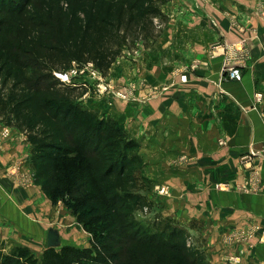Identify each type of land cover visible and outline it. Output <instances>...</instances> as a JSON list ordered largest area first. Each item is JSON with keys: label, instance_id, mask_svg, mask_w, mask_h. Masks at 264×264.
<instances>
[{"label": "crops", "instance_id": "obj_1", "mask_svg": "<svg viewBox=\"0 0 264 264\" xmlns=\"http://www.w3.org/2000/svg\"><path fill=\"white\" fill-rule=\"evenodd\" d=\"M166 7L165 54L146 50L150 59L134 60L131 80L150 85L112 105L91 99L89 108L115 120L138 144L131 154L146 204L136 216L185 229L211 264H228L234 248L228 250L224 239L230 232L257 224L264 234V0H171ZM242 38L252 58L241 80L224 79L223 51L212 57L211 49ZM121 63L111 73L122 71ZM2 127L0 251L24 248L41 257L51 227L59 229L63 245L88 246L90 235L72 209L53 203L41 184L25 188L8 176L10 165L29 161L33 146L16 127L12 138L2 137ZM257 178L260 192L241 190ZM246 253L240 264H264V242Z\"/></svg>", "mask_w": 264, "mask_h": 264}, {"label": "trees", "instance_id": "obj_2", "mask_svg": "<svg viewBox=\"0 0 264 264\" xmlns=\"http://www.w3.org/2000/svg\"><path fill=\"white\" fill-rule=\"evenodd\" d=\"M168 1L0 0V117L32 144L28 162L45 193L64 197L93 239L41 257L0 251V264H211L185 229L136 216L146 204L137 142L111 118L92 121L79 102L85 88L55 74L75 63L108 72L125 48L158 38Z\"/></svg>", "mask_w": 264, "mask_h": 264}, {"label": "built area", "instance_id": "obj_3", "mask_svg": "<svg viewBox=\"0 0 264 264\" xmlns=\"http://www.w3.org/2000/svg\"><path fill=\"white\" fill-rule=\"evenodd\" d=\"M158 27L162 25L159 24L158 20H156ZM223 51L224 59L223 65L221 69V76L224 79H232V80H241L242 79V68L248 66V62L252 58V50L249 46V43L246 38H242L234 43H217L214 44L211 49V56H216V53L219 50ZM94 65L92 63H88L85 68H90ZM95 69V68H94ZM97 70V69H96ZM92 70L89 74L90 77L96 78L99 76V70ZM84 70H80L76 68L74 65L65 72H56L57 78H59L62 82L72 83L73 77L78 74H83ZM181 79L186 81L188 79L187 74H182ZM98 87L100 88L101 93L108 92L112 85L104 80L98 81ZM132 89H118L116 94L118 98H122L125 100H129L133 94L131 93ZM263 95L261 93H257V101L261 99ZM263 123H264V114H261ZM11 135V128H4L2 131V137L9 138ZM221 143L226 144V141L221 140ZM10 175L14 181L18 184L22 185L25 188L33 186L35 174L31 173L27 169V165L25 161H18L11 165L10 167ZM241 190L246 193H258L262 190V186L259 182V179H255L249 184H246L241 187ZM261 227L257 224H251L248 226L238 227L230 232L226 236V245L229 250L234 248L232 254L227 256L228 264H240L244 257L246 256V252L249 250H253L258 243L264 242V234H260ZM191 243V242H190Z\"/></svg>", "mask_w": 264, "mask_h": 264}, {"label": "rangeland", "instance_id": "obj_4", "mask_svg": "<svg viewBox=\"0 0 264 264\" xmlns=\"http://www.w3.org/2000/svg\"><path fill=\"white\" fill-rule=\"evenodd\" d=\"M170 1L171 0H169L166 5H168ZM164 10H165V7H164ZM165 11L168 14L167 7H166V10ZM173 14H175V13L173 12ZM176 16H174V17L176 18ZM167 17H168V19L170 18L169 14L167 15ZM179 21H180L179 19L176 20V26L177 27H180L179 24H178ZM158 29L160 30V33H159V36H158L157 39H154V40L153 39H149L147 42H145V41L144 42H139V43H137V46L132 47L134 49H132V48H125L124 49L122 55L117 59L118 61L117 60L115 61V63L116 62L118 63L119 61H120V63L122 62L120 64V67H121L122 71H119V70L115 71L114 70L113 73H111V69L108 72H106V73H101L99 71L100 72L99 76L96 77V78H92V77H90L89 74H92L91 73L92 70H96L95 66H94L95 69L93 67H90V68L87 69V68H85L87 66V64H77V63L74 64V66L76 68H78L80 70H84L83 71L84 73L83 74H78V75L74 76L73 77V82L70 83V84L79 85V86H82L83 88H85V93L79 99V102L86 107L85 109H87L86 111L89 112L88 114L90 115L92 121H96L97 119H99L100 118V114L98 112L92 111L89 108V105H90L89 102H90L91 99H106L108 101L109 105H112L114 103V99H117L118 98V96L116 94V91L118 89H122V90L132 89V92L131 93L133 94V93H135V91L137 89H139V87L140 88H141V86L142 87L143 86L144 87H147V85H150L146 79L145 80H139L138 82H133L131 80V78L134 76L133 75V71L135 69V61L138 58H140L141 62H142V60L144 62L146 59H150V57L145 53L146 50H147V52L151 50V51H156L157 53L162 54V55L165 54L164 51L166 49L163 48V46H162L163 43H161L160 41H161L164 33L166 32L165 31L166 28L164 26H161V27H158ZM115 63L112 65V67L114 65H116ZM136 64H137V61H136ZM114 73L116 75V78H118V80H115V78H112V77H115ZM100 79L101 80H104L105 82H108V83H110L112 85V88L108 92H106V93H101L100 92V88L98 87V84H97ZM120 82L122 83V85H120ZM154 93H155V91H154ZM152 96L153 95L148 94L146 97L149 98V97H152ZM132 98H133V96H131V98L129 100H131ZM118 99H122V98H118ZM142 99H144V97H142ZM123 100H125V99H123ZM95 104H97V103H95ZM0 125L3 126L2 129H1L2 131L4 130V128H7V127H10L11 128V135H10L9 138H12L13 137V134H14V132H12V127L11 126H8V124L5 123L1 119V117H0ZM2 131H1V134H2ZM116 153H119V152L116 150ZM26 164H27V169L31 173H34L35 174L34 183H33V186H34L35 184L38 183L37 182V179H36L37 178V176H36V169H35V167H33V165L30 162H26ZM10 166L8 167L9 170H10ZM8 176L13 180V178L10 175V173L8 174ZM14 182L17 183L16 181H14ZM18 185L21 186V187H23L20 184H18ZM222 187L223 188H227L226 185H223ZM157 189L159 190V192H163L164 191L163 188H157ZM53 198H55V200L50 197V199H51V201L53 203H55V204L56 203H64L69 209H71L67 205V201L65 200L64 197L58 195V196H53ZM140 210L141 209H139L137 212H139ZM139 217L140 218H145V217L148 218L146 215H144V216L140 215ZM76 219H77V215H76ZM77 221H78V219H77ZM80 224L83 226V223H80ZM147 224H151L150 221H148ZM147 224H145V225H147ZM83 228H84V226H83ZM151 228H154V227H151ZM93 230L95 231V233H99L100 228H97V229L93 228ZM86 231L90 235V241H89L90 243L87 242V245H88L87 247H91L92 246V241H93L92 234L90 233V231H88V230H86ZM190 242H191V240H190ZM224 244H226V237L224 239ZM57 249H60V248H57Z\"/></svg>", "mask_w": 264, "mask_h": 264}, {"label": "water", "instance_id": "obj_5", "mask_svg": "<svg viewBox=\"0 0 264 264\" xmlns=\"http://www.w3.org/2000/svg\"><path fill=\"white\" fill-rule=\"evenodd\" d=\"M63 245L59 229L51 227L48 230L47 247H60Z\"/></svg>", "mask_w": 264, "mask_h": 264}]
</instances>
